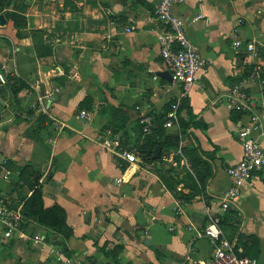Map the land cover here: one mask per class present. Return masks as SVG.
<instances>
[{"label": "crops", "instance_id": "0c3cea01", "mask_svg": "<svg viewBox=\"0 0 264 264\" xmlns=\"http://www.w3.org/2000/svg\"><path fill=\"white\" fill-rule=\"evenodd\" d=\"M158 3L8 0L0 6L7 20L0 26V73L17 75L27 84L18 94L21 106L0 84V196L23 208L20 199L31 194L34 173L39 172L46 207L62 206L73 228L63 254L74 264L111 261L100 249L105 243L108 250L119 249L120 264L202 262L211 257L214 245L190 227L204 228L209 214L223 218L229 238L247 242L239 241L241 253L264 264V168L252 175L233 208L221 207L232 183L227 169L243 155L237 132L248 117L213 104L256 60L233 42L264 41V0H186L174 5L207 64L182 101L179 124L169 128L163 124L181 86L160 75L167 67L161 56ZM198 14L202 17L194 20ZM31 109L46 120L28 113ZM82 110L89 114L80 118ZM144 114L159 118L146 136ZM182 121L189 122L184 134ZM111 122L124 125L119 135L129 149L150 140L167 145L176 134L179 147H162L159 159L153 154L149 162L132 164L100 144ZM186 147L204 164L194 168ZM5 159L11 160L10 170L2 165ZM162 176L195 197L178 200ZM17 183L21 196L14 191ZM3 233L0 221V264H60L54 249L61 247L54 242L62 236L54 238L35 219L21 224L10 238ZM35 235L44 242H35ZM248 235L258 236L257 253L248 252Z\"/></svg>", "mask_w": 264, "mask_h": 264}, {"label": "built area", "instance_id": "2783aa9c", "mask_svg": "<svg viewBox=\"0 0 264 264\" xmlns=\"http://www.w3.org/2000/svg\"><path fill=\"white\" fill-rule=\"evenodd\" d=\"M186 0H159L156 17L163 26L160 33L161 56L170 72L173 81L181 86L177 99L171 104L165 127L179 124L182 101L187 98L189 88L196 82L201 68L206 66L207 60L201 54L199 47L193 43L186 32V23L174 11V5ZM197 15L194 20L200 19ZM134 29L128 28L130 31ZM235 49L243 48L253 57L252 68L242 73L228 91L219 94L213 101L215 105H224L230 112L246 115L248 120L237 132L238 140L243 148L242 158L231 165L227 172L232 183L221 198L223 210H229L237 204L243 187L256 171L264 168V41L243 40L237 38L233 42ZM6 83V74L0 73V84ZM258 86L257 90H253ZM139 109V106H137ZM89 113L82 110L78 117L83 118ZM144 133H150L153 128V118L144 114L141 118ZM102 147L119 157L136 164L142 156L136 149L124 146L121 137L106 129L100 142ZM5 159L2 165H5ZM10 172L5 169L4 178L8 179ZM22 205L11 206L6 199H0V221L4 228V237L10 238L20 229L23 220ZM196 230L197 237L209 238L214 247L210 258L195 264H260L259 259L241 255L238 251L237 239H230L225 235L221 217L210 215L208 223L202 229L191 226ZM35 242H44L40 235L34 236ZM56 260L60 264H74L72 259L64 256L61 248L54 249ZM168 264H194L187 260L173 261Z\"/></svg>", "mask_w": 264, "mask_h": 264}, {"label": "trees", "instance_id": "16d2710c", "mask_svg": "<svg viewBox=\"0 0 264 264\" xmlns=\"http://www.w3.org/2000/svg\"><path fill=\"white\" fill-rule=\"evenodd\" d=\"M21 1H24V0H21ZM7 2L8 0H0L1 8H3ZM15 6L16 8H19V5L16 4ZM20 23L21 22L16 21V25ZM261 58L264 59V54L261 55ZM3 70L4 69H2V71ZM5 74H6V83L4 87L7 88L8 93L12 95L13 99L18 103V105L21 106L20 101L18 99V94L22 88L27 87V84L24 81H22L17 75H14L12 73H5ZM88 100H89V97H86L84 101H82V103L80 104L81 109L86 107ZM28 113L35 114L36 111L35 109H31L28 111ZM168 113H167L166 121L168 120ZM37 116H38V120L41 122L45 121L47 118L46 115L42 113H38ZM152 118H153V125H154L155 121L158 120L159 118L154 117V116H152ZM45 127L47 128V126ZM107 127L108 128L106 129H111L114 132V134L120 136L119 133L122 132L124 125H115L114 122H111ZM188 127H189V122L186 123L185 121H182V126L180 127V133L182 134L186 133L188 130ZM142 133L145 136L150 134V133H147V134L144 133L143 129H142ZM166 142H168L167 145L166 144L164 145V143L150 140L147 142V144L149 143L148 145L147 144L144 146L140 145L136 147L135 149L139 151L144 161L149 162L152 160L153 151L157 145H161L163 148L166 146H169L171 148L178 149L179 143H180V135L179 134L172 135L168 137V141ZM183 150L190 157V160L192 159V165L194 168L197 164H200V165L204 164V161L198 157V155L196 154L193 148L190 149L186 147V148H183ZM6 160L7 162L3 166L10 170L12 166L11 160L10 159H6ZM34 176L35 178L31 185V194L22 196V198L20 197L21 198L20 202L23 203L22 211H23V216H24L22 227L25 226V224L27 223L29 219H35L39 225L45 227L46 229L53 231L54 238L56 237V235L62 236V239H60L59 241H56V242L53 241V242L55 245L60 246L62 248L61 249L62 252L66 254L67 247H66L65 242L67 239L73 236V228L67 222V213L65 209L59 204H54L53 206L46 207L44 203V197H43V191H42L43 185L40 182L41 174L39 172H35ZM162 179L164 180L166 185H168L169 189L173 192L174 196L178 200H184L185 202H190L195 197V194H185L182 191L178 190L176 187L170 184L168 178H166L165 176H162ZM199 179L201 182H204L202 178H199ZM14 191L19 194L18 196H21V188L18 183L14 186ZM0 199H4V197L0 196ZM17 206L18 205L13 206V207H17ZM223 223L224 221H223V218L221 217L222 226H223ZM247 238L249 242L252 241V246L248 252L251 253L253 250L254 252L256 251L257 253L260 249V242H259L258 236L248 235ZM239 241H241L243 244L247 243L242 237H240V240H238V248L242 244ZM106 245H108V243H105V245L100 247V249L104 252L105 257L111 260L107 262L106 264H120L119 259H118V254L120 252L118 251L119 249L116 250V249L111 248L110 250H108ZM155 251H156V254L159 253L157 249H155ZM240 254L250 256L245 253H240ZM250 257H255V255L252 254V256Z\"/></svg>", "mask_w": 264, "mask_h": 264}, {"label": "water", "instance_id": "95a60500", "mask_svg": "<svg viewBox=\"0 0 264 264\" xmlns=\"http://www.w3.org/2000/svg\"><path fill=\"white\" fill-rule=\"evenodd\" d=\"M6 24H7V20L4 16V14L0 13V26H4ZM160 75L166 79H169L170 81H173V78H172V76L168 70L161 72ZM0 115H1V112H0ZM153 154H154L155 159H159L161 157V154H162V146L157 145L153 151ZM149 242L150 241H147V243H149Z\"/></svg>", "mask_w": 264, "mask_h": 264}, {"label": "rangeland", "instance_id": "374dc122", "mask_svg": "<svg viewBox=\"0 0 264 264\" xmlns=\"http://www.w3.org/2000/svg\"><path fill=\"white\" fill-rule=\"evenodd\" d=\"M241 253V250H238Z\"/></svg>", "mask_w": 264, "mask_h": 264}]
</instances>
